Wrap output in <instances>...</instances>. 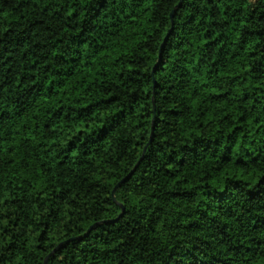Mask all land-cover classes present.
Wrapping results in <instances>:
<instances>
[{
    "label": "trees",
    "instance_id": "obj_1",
    "mask_svg": "<svg viewBox=\"0 0 264 264\" xmlns=\"http://www.w3.org/2000/svg\"><path fill=\"white\" fill-rule=\"evenodd\" d=\"M180 2L0 0V264H264V0Z\"/></svg>",
    "mask_w": 264,
    "mask_h": 264
},
{
    "label": "water",
    "instance_id": "obj_2",
    "mask_svg": "<svg viewBox=\"0 0 264 264\" xmlns=\"http://www.w3.org/2000/svg\"><path fill=\"white\" fill-rule=\"evenodd\" d=\"M182 1H183V0H181L179 6L174 10V12H173V14H172V19H174L177 10L181 7ZM163 46H164V45H163ZM154 120H155V119H154ZM153 133H154V127H153V132H152V135H151V140H150L148 146H149V145L151 144V142H152V139H153ZM148 146H147V147H148ZM147 147H146V149H147ZM146 149H145V152H146ZM145 152H144V153H145ZM143 159H144V156L141 158V160L139 161V163L137 164V166L135 167V169H134V170H133V171H132V172H131V173H130L125 179H124V180H122V181L116 186V188L114 189V192H113V197H114V198H115L116 191H117V190H118L123 184L127 183V182L133 177V175L136 173V171H137V169L139 168V166H140L141 162L143 161ZM121 209H122V215H123V213H124V208L121 207ZM94 228H95V226H93L92 228H90V230L88 231V234H89ZM88 234H87V235H88ZM60 247H61V246H60ZM60 247H59V248H60ZM59 248H57V250H58ZM57 250H55L51 255H49V256L46 258L44 264H48L50 257H52V256L55 254V252H56Z\"/></svg>",
    "mask_w": 264,
    "mask_h": 264
}]
</instances>
